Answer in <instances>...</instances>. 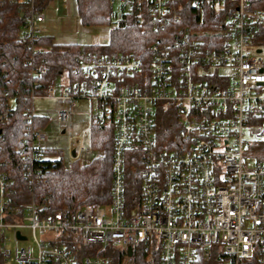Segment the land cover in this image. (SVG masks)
Listing matches in <instances>:
<instances>
[{
    "label": "built area",
    "instance_id": "obj_1",
    "mask_svg": "<svg viewBox=\"0 0 264 264\" xmlns=\"http://www.w3.org/2000/svg\"><path fill=\"white\" fill-rule=\"evenodd\" d=\"M51 1L20 0L19 9L26 10L20 39L41 38ZM116 3L137 6L154 30H168L163 42L152 44L148 73L133 54H90L79 62L81 79L32 96L61 102L47 120L63 127L77 100L102 103L92 123L116 127L111 202L65 207L42 218L34 200L12 205L15 189L0 172V264H76L59 244L63 237L90 247L84 264H111V249L120 252V264H136L140 248L148 259L158 255L159 264H264V158L253 148L264 141V0H109L112 11ZM188 4L229 11L222 27L208 31L211 40L184 25L192 12ZM173 104L183 113L181 139L167 150L159 145L155 112ZM47 140L39 127L22 141L34 158ZM77 142L75 157L85 149L83 139ZM138 144L144 171L136 205L129 208L126 155ZM24 228L33 231L36 254L19 245L28 239ZM37 232L54 235L39 240Z\"/></svg>",
    "mask_w": 264,
    "mask_h": 264
},
{
    "label": "trees",
    "instance_id": "obj_2",
    "mask_svg": "<svg viewBox=\"0 0 264 264\" xmlns=\"http://www.w3.org/2000/svg\"><path fill=\"white\" fill-rule=\"evenodd\" d=\"M19 2H0V172L6 174L10 186L15 189L12 205L22 208L34 200L42 218H52L58 209L65 207L77 211L88 203L108 205L112 197L115 124L91 123L92 146L99 150L98 156L91 161L76 160L65 164L62 157H56L59 154L57 150L48 146L41 150L40 156L33 158L28 145L22 140L32 130L46 127L48 120L47 116L33 112L32 96H45L60 76L66 75L69 81L81 79L79 62L90 54H133L142 62V70L148 73L153 56L152 44L159 40L163 42L168 30H154L147 17L140 19L144 13L135 5L112 11L109 0H77L84 24L113 25L108 45L59 43L47 35L30 42L18 37L23 23L22 14L29 8V1H25L26 10H20ZM188 5L192 12L188 13L184 25L203 32L198 36L211 40L209 37L213 34L208 31L222 27L229 11L220 9L215 13L213 9L205 7L202 13L197 6ZM182 114L174 104L156 109L160 147L168 150L179 143ZM138 142L135 139L134 143ZM22 148L24 151H21ZM253 148L256 157L264 158V141L255 143ZM140 158L139 144L126 155L129 208L136 205L135 195L139 194L142 185L144 170ZM26 173H30L34 180H28ZM38 178H41V182L37 181ZM59 244L73 254L76 264H84L83 256L91 252L90 247L70 237H63ZM109 253L111 264H120V252L111 249ZM136 264H159V258L154 254L152 259H148V253L140 248ZM204 264H218V261L212 259Z\"/></svg>",
    "mask_w": 264,
    "mask_h": 264
},
{
    "label": "rangeland",
    "instance_id": "obj_3",
    "mask_svg": "<svg viewBox=\"0 0 264 264\" xmlns=\"http://www.w3.org/2000/svg\"><path fill=\"white\" fill-rule=\"evenodd\" d=\"M118 11V4L115 5ZM46 20L40 25L42 35L52 36L56 42L72 43L78 45H108L112 24H84L80 17L77 0H52L50 8L46 9ZM68 81L66 75L60 76L57 80L58 87ZM63 104L56 99L37 97L33 102V112L37 115H44L55 118L57 111ZM99 112L96 101L88 99L77 100L76 107L66 127L61 126L56 120L48 122L45 131L48 140L45 145L57 150L56 157H62L65 164L88 162L96 158L98 149H94L91 139L92 115ZM83 139L85 149L78 152L77 157L73 156V149L78 148L77 140ZM22 231L28 239L19 241L20 246H30L33 253L37 252V242L31 228H24ZM14 233L9 232L10 239L7 242L9 248L16 245ZM54 233L41 234L37 232L39 240L48 241Z\"/></svg>",
    "mask_w": 264,
    "mask_h": 264
},
{
    "label": "water",
    "instance_id": "obj_4",
    "mask_svg": "<svg viewBox=\"0 0 264 264\" xmlns=\"http://www.w3.org/2000/svg\"><path fill=\"white\" fill-rule=\"evenodd\" d=\"M73 156H74V157L76 156V152H75V151H73ZM17 235H18L19 238H21V239H25V236H22L21 233H20L19 231L17 232Z\"/></svg>",
    "mask_w": 264,
    "mask_h": 264
},
{
    "label": "bare ground",
    "instance_id": "obj_5",
    "mask_svg": "<svg viewBox=\"0 0 264 264\" xmlns=\"http://www.w3.org/2000/svg\"><path fill=\"white\" fill-rule=\"evenodd\" d=\"M21 25V24H20ZM84 53H86V52H84ZM88 53V52H87Z\"/></svg>",
    "mask_w": 264,
    "mask_h": 264
}]
</instances>
